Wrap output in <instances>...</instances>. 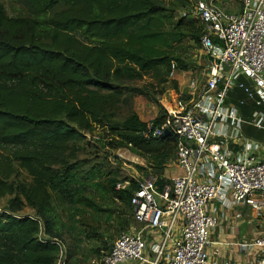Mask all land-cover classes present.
Returning <instances> with one entry per match:
<instances>
[{"label": "trees", "instance_id": "1", "mask_svg": "<svg viewBox=\"0 0 264 264\" xmlns=\"http://www.w3.org/2000/svg\"><path fill=\"white\" fill-rule=\"evenodd\" d=\"M10 1L21 12L9 16L0 2V198L13 196L0 212V264H57L64 204L77 208L86 238L104 244L92 218L111 212L103 208L108 199L131 209L138 188L130 179L116 190L113 170L78 157L87 135L102 133V147L144 159L139 169L153 174L158 189L169 183L161 176L175 160L177 138L153 137L134 111L115 121L131 92L117 82L157 77L172 62L185 71L177 46L186 37L199 45L203 28L175 20L157 0ZM239 109L248 118L252 107ZM164 119L163 111L152 129ZM15 164L28 179L18 180ZM25 206L35 215L19 214Z\"/></svg>", "mask_w": 264, "mask_h": 264}, {"label": "built area", "instance_id": "2", "mask_svg": "<svg viewBox=\"0 0 264 264\" xmlns=\"http://www.w3.org/2000/svg\"><path fill=\"white\" fill-rule=\"evenodd\" d=\"M240 3L238 13L222 11L215 0H193L183 10V18L195 19L203 28L199 47L206 57L205 70L202 78L191 77L185 89L163 105L160 126H148L153 137L166 130L177 138L179 174L162 189L155 177L138 181L129 205L141 228L121 232L98 264H210V233L235 228L229 210L247 207L264 224V141L244 132L245 127L264 132V0ZM175 71L172 62L170 75ZM240 105L252 107L248 118ZM127 185L118 181L115 189ZM175 225L180 226L177 239L172 238ZM146 230L160 233V242L150 247V260L145 257ZM57 245V264H65V246L61 241ZM241 247L254 249L255 264H264V235Z\"/></svg>", "mask_w": 264, "mask_h": 264}, {"label": "rangeland", "instance_id": "3", "mask_svg": "<svg viewBox=\"0 0 264 264\" xmlns=\"http://www.w3.org/2000/svg\"><path fill=\"white\" fill-rule=\"evenodd\" d=\"M157 1L166 7L175 20H178L182 17L183 10L187 7L190 8L193 0ZM235 1L241 9L240 0ZM0 2L5 6L9 16H15L21 12L20 4L15 1L0 0ZM196 24L200 26L197 21ZM175 55L181 57L184 61L185 71L176 69L173 76L170 75V71H164L157 77L155 73H148L138 80L117 82V85L122 89L130 88L131 92L125 95V102L121 105L119 114L115 116V121H122L130 112L134 111L142 121L150 124L151 121L163 113V105L170 103L178 90L185 89L191 77L202 78L206 66V57L200 50L199 45L186 37L177 46ZM137 90H141L142 93L137 94ZM244 130L249 138L264 141V132H258L248 127H245ZM94 135L95 137L87 135L86 140L80 144L82 150L78 155L79 158L89 159L93 163H101L105 168L113 170L119 181L127 182L126 180L134 179L140 182L153 177L151 172L139 169V167L144 168L146 166L144 159L128 149L111 150L102 147L101 143L104 144L105 142L101 141L99 143L96 140L98 137H103L102 133L98 134L96 132ZM17 167L15 164V168L20 175L18 180L28 179L26 172ZM178 174L179 171L173 159L169 162L161 177L164 180H169ZM90 194L94 195L93 192H90ZM93 197L97 199L96 195ZM12 198L13 196L0 198V212L7 208ZM103 208L110 209L111 212L103 211L93 218L92 215L90 217L97 221V232L102 235L104 244L86 238L84 228L78 224L79 214L76 207L69 204H64L63 208L61 207L58 227L62 234L60 240L66 250L63 258L65 264H98L102 254L108 251L107 249L111 247L113 241L121 232L129 231L132 225L138 226L134 223L132 211L129 207L108 199L104 202ZM19 214L34 216L35 211L25 206Z\"/></svg>", "mask_w": 264, "mask_h": 264}, {"label": "crops", "instance_id": "4", "mask_svg": "<svg viewBox=\"0 0 264 264\" xmlns=\"http://www.w3.org/2000/svg\"><path fill=\"white\" fill-rule=\"evenodd\" d=\"M215 5L226 13H238L240 7L235 0H215ZM231 224L235 228L231 231L226 227H220L210 233L209 244L207 247L208 261L210 264L215 262H228L229 264H255L256 251L244 250L241 245L250 241L254 237L264 235V224L257 220L250 209L247 207H237L228 212ZM137 225V224H136ZM141 225H132L129 231L137 230ZM180 226L175 225L172 231V238L179 237ZM147 249L145 257L152 259L150 247L153 243L160 242V233L157 231H145ZM123 264H145L128 261Z\"/></svg>", "mask_w": 264, "mask_h": 264}, {"label": "water", "instance_id": "5", "mask_svg": "<svg viewBox=\"0 0 264 264\" xmlns=\"http://www.w3.org/2000/svg\"><path fill=\"white\" fill-rule=\"evenodd\" d=\"M168 135H170L169 131H166V130H165V131L161 134L160 138H164V137H166V136H168Z\"/></svg>", "mask_w": 264, "mask_h": 264}]
</instances>
